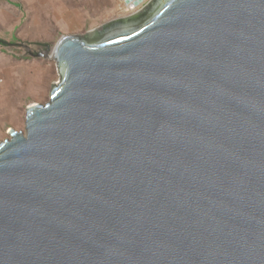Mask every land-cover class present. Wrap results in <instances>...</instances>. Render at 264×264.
I'll use <instances>...</instances> for the list:
<instances>
[{"label": "water", "instance_id": "1", "mask_svg": "<svg viewBox=\"0 0 264 264\" xmlns=\"http://www.w3.org/2000/svg\"><path fill=\"white\" fill-rule=\"evenodd\" d=\"M0 142V264H264V0H150L50 49Z\"/></svg>", "mask_w": 264, "mask_h": 264}, {"label": "rangeland", "instance_id": "2", "mask_svg": "<svg viewBox=\"0 0 264 264\" xmlns=\"http://www.w3.org/2000/svg\"><path fill=\"white\" fill-rule=\"evenodd\" d=\"M8 1L20 3V11L24 18L16 25L21 13L6 5L3 6L2 0H0V14H6L10 17V21L6 24L2 25L0 23V40L18 46L0 45V80H20L16 88L19 91H14L16 101L13 110L3 115V118L0 119V142L9 138L8 132L10 130H24L27 108L33 104L47 103L52 84H56L59 81V74L53 61L32 57L20 45L26 47L29 45H44L52 49L63 36H81L106 23L104 22L91 30L87 26L84 30L80 29V32L64 33L54 23V16L52 15L53 7L49 0H43L41 13L36 12L33 6L28 5L27 0ZM75 1L80 8L86 9L82 0ZM65 2L72 6L71 0H65ZM89 10L91 9L87 8V11L90 13ZM103 14L105 13H102L100 18L103 17ZM107 14H109V10ZM91 17L93 18V16ZM34 20H37L39 24ZM14 27H16V30L13 32L12 29Z\"/></svg>", "mask_w": 264, "mask_h": 264}, {"label": "crops", "instance_id": "3", "mask_svg": "<svg viewBox=\"0 0 264 264\" xmlns=\"http://www.w3.org/2000/svg\"><path fill=\"white\" fill-rule=\"evenodd\" d=\"M49 1L53 7L52 15L54 16V23L59 30L64 33H76L80 32V29L84 30L87 26L89 30H91L104 22L136 12L140 6H145L150 0H82L86 9L80 8L75 0H71L72 6L68 5L65 0ZM27 2L28 5L34 7L36 12L41 13L43 0H27ZM2 5H6L21 13L20 3L2 0ZM87 8L91 9L89 10L90 13L87 11ZM108 10L109 14H107ZM102 13L105 14L100 18ZM91 16H93V18ZM23 18L24 16L21 13L16 25H18ZM8 21H10L8 15L0 14V23H2V25L6 24ZM34 21L39 24L37 20ZM15 30L16 27L12 29L13 32ZM4 44L18 47L17 45L5 43L0 40V45L3 46ZM19 81V79L0 80V119L3 118V115L13 110L16 101L14 91H19L16 89Z\"/></svg>", "mask_w": 264, "mask_h": 264}, {"label": "bare ground", "instance_id": "4", "mask_svg": "<svg viewBox=\"0 0 264 264\" xmlns=\"http://www.w3.org/2000/svg\"><path fill=\"white\" fill-rule=\"evenodd\" d=\"M52 61V60H51Z\"/></svg>", "mask_w": 264, "mask_h": 264}]
</instances>
